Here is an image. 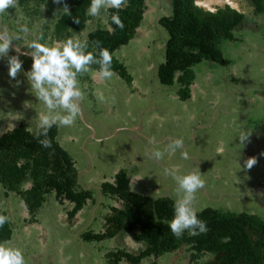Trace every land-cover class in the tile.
Segmentation results:
<instances>
[{
  "label": "rangeland",
  "instance_id": "rangeland-1",
  "mask_svg": "<svg viewBox=\"0 0 264 264\" xmlns=\"http://www.w3.org/2000/svg\"><path fill=\"white\" fill-rule=\"evenodd\" d=\"M24 2L19 0L10 17L0 16V30L18 33L19 25L27 23L30 28L42 29L50 41H57L81 33L88 38L89 32L108 25L103 12L105 27L94 17L84 31L60 38L53 32L55 10L37 3L26 8ZM145 3L141 27L114 53L131 82L114 70L113 77L104 80L92 65L94 71L80 77L85 96L79 117L71 127L59 128L63 146L77 161L79 184L91 192L93 202L72 222L66 214L71 204L61 205L51 195L39 212L38 224L26 228L21 199L12 192L6 196L0 185V209L16 228L11 243L23 250L27 264H107L104 255L108 251L126 249L137 255L144 250L145 243L131 241L128 233L100 242L82 237L86 231L101 232L109 207L117 205L102 194L101 183L112 181L120 169L129 174L134 191L175 201L177 185L165 170L183 175L198 166L205 187L194 201L197 209L246 212L264 221V19L257 23L245 18L233 30L235 38L221 40L220 48L230 66L210 62L196 66L191 98L183 101L178 96V83L164 86L157 77L168 40L159 19L172 13L170 0ZM92 48L89 42V50ZM20 58L26 72L32 61L26 56ZM99 92L105 96L103 103L96 98ZM43 110L30 94L26 77L18 74L12 79L7 58L0 59V135L21 125L35 131L36 113ZM244 128L251 135L241 150L237 136ZM181 138L191 157L187 161L181 158V149L170 148L172 140ZM154 151L163 152V158L156 159ZM248 158H255L257 166L240 171L237 162L243 166ZM217 256L207 254L190 262V251L183 247L139 264H215ZM120 264L131 263L122 260Z\"/></svg>",
  "mask_w": 264,
  "mask_h": 264
},
{
  "label": "trees",
  "instance_id": "trees-1",
  "mask_svg": "<svg viewBox=\"0 0 264 264\" xmlns=\"http://www.w3.org/2000/svg\"><path fill=\"white\" fill-rule=\"evenodd\" d=\"M23 1L26 8L33 3L39 6L48 4L53 8L57 14L53 32L60 38L65 34L84 31L87 23L94 20V17L85 14L90 0H63L71 16L56 11L63 3L57 5L52 0ZM145 1L128 0L119 13L124 22L122 30L111 23V14L116 10L108 9L102 11L107 15V27L88 34L93 47L99 41L102 47L110 50L113 54V70L126 82H131L130 76L124 65L114 57V53L127 45L141 27L145 18ZM195 1L170 0L172 13L159 19L168 40L164 60L157 68V77L164 86L178 83V96L183 101L191 98V86L196 79L193 69L196 66L205 62L230 66V60L223 55L220 42L222 39L235 38L233 30L248 18L246 14L229 6L219 8L216 13L207 12L196 6ZM248 1V5L254 8L251 21L260 23L257 17L262 15L264 19V0ZM103 14L97 18L104 22L101 27L106 25ZM74 18H78L80 23H74ZM94 69L97 70L98 65H94ZM49 138L52 147L44 148L38 142L35 131H29L23 125L0 135V185L3 194L8 196L12 192L21 199L26 228L38 224L39 212L51 195L61 205L71 204L66 214L72 222L89 202H93L91 192L79 184L77 161L70 150L63 146L62 141H65L59 136V128L53 127ZM101 191L105 198L115 201L117 205L109 207V213L104 217L103 230L99 233L86 231L82 234L83 240L100 242L128 233L135 242L146 245L137 255L125 250L108 251L104 255L107 264H120L122 260L139 264L146 258L174 253L183 247H188L190 251V262H197L207 254H215L218 255L215 264H264V221L257 216L207 207L198 214L207 224V233L193 236L185 231L177 239L168 227L173 217L174 200L167 197L154 198L134 191L125 169H120L112 181H103ZM0 212L8 216L2 209ZM15 229L10 219L0 229V241H12Z\"/></svg>",
  "mask_w": 264,
  "mask_h": 264
},
{
  "label": "clouds",
  "instance_id": "clouds-1",
  "mask_svg": "<svg viewBox=\"0 0 264 264\" xmlns=\"http://www.w3.org/2000/svg\"><path fill=\"white\" fill-rule=\"evenodd\" d=\"M52 2L60 5L63 0ZM127 3L128 0H90L85 14L98 18L102 11L115 9L116 11L111 14V23L122 30L124 22L119 13ZM18 7L19 0H0V16L10 17V10H17ZM56 11L71 16L66 3ZM73 20L76 24L80 23L78 18ZM13 51L16 54L9 55ZM21 56H26L32 61L30 69L26 72L23 71L24 61ZM4 58H7L8 75L12 79L18 74L25 76L30 94L44 106V110L35 116V136L44 148L52 147L49 132L53 127H71L79 117L81 102L85 96L80 77L93 72L92 65H98L96 71L104 80L111 79L114 75L113 54L109 49L102 47L99 41L95 42L92 50H89V41L85 33L69 36L64 40L50 41L42 29L35 30L27 23L19 25L18 33L0 30V59ZM96 98L101 103L105 102L102 92L96 93ZM250 135L251 131H245V128L238 133L237 141L241 150L249 141ZM170 148L173 151L181 149L180 155L183 160L191 159L189 152L184 150L182 138L172 140ZM163 155L161 151L153 152V156L158 160L162 159ZM237 164L240 171L245 169L251 171L257 166V161L255 158H248L243 166L238 162ZM165 174L171 176L177 185L173 217L168 222L172 234L179 239L185 231L193 236L207 233V224L199 218L200 210L194 206L198 191L205 187L200 168L194 167L183 175H176L172 170L166 169ZM9 222L10 217L0 212V229ZM0 264H27V261L20 247L14 246L10 240H5L0 241Z\"/></svg>",
  "mask_w": 264,
  "mask_h": 264
},
{
  "label": "water",
  "instance_id": "water-1",
  "mask_svg": "<svg viewBox=\"0 0 264 264\" xmlns=\"http://www.w3.org/2000/svg\"><path fill=\"white\" fill-rule=\"evenodd\" d=\"M206 3V0H196L195 5L202 8L204 11L216 13L218 12V8H223L226 5L230 6L231 9H234L240 13H242V9H240V3L239 0H212V2L209 4H203ZM251 10V8H250ZM253 10V9H252ZM260 18L259 20H261Z\"/></svg>",
  "mask_w": 264,
  "mask_h": 264
},
{
  "label": "flooded vegetation",
  "instance_id": "flooded-vegetation-1",
  "mask_svg": "<svg viewBox=\"0 0 264 264\" xmlns=\"http://www.w3.org/2000/svg\"><path fill=\"white\" fill-rule=\"evenodd\" d=\"M239 3H240V9H242V13H244V14H247L246 16H248V18L247 19H251V15H252V13L254 12V8L253 7H251L250 5H248L249 4V1L248 0H239ZM226 6H228V5H226ZM225 6V7H226ZM225 7H223V8H225ZM230 7V6H229ZM220 8V7H219ZM219 8H218V10H219ZM250 8H251V10H250ZM253 9V10H252ZM262 15H259L258 17H257V19L259 20L260 18H262L261 17ZM122 234V233H121ZM121 234H118L117 236H116V238L117 237H119ZM131 241H133V242H135L134 240H133V238L131 237ZM135 243H138V242H135ZM142 243V242H141ZM145 249V248H144ZM119 250H125L126 251V249H115V250H113V251H119ZM143 251V250H142ZM128 252V251H127ZM152 258H155V257H152ZM176 258H177V256H176ZM214 259V258H213ZM209 264V263H208Z\"/></svg>",
  "mask_w": 264,
  "mask_h": 264
},
{
  "label": "bare ground",
  "instance_id": "bare-ground-1",
  "mask_svg": "<svg viewBox=\"0 0 264 264\" xmlns=\"http://www.w3.org/2000/svg\"><path fill=\"white\" fill-rule=\"evenodd\" d=\"M209 2L211 3L212 0H206V3H207V4H208ZM206 3H203V4H206ZM210 3H209V4H210Z\"/></svg>",
  "mask_w": 264,
  "mask_h": 264
}]
</instances>
